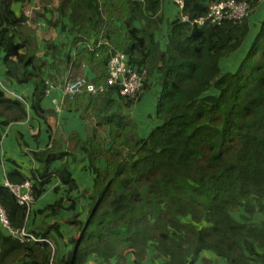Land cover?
Masks as SVG:
<instances>
[{"label":"trees","instance_id":"1","mask_svg":"<svg viewBox=\"0 0 264 264\" xmlns=\"http://www.w3.org/2000/svg\"><path fill=\"white\" fill-rule=\"evenodd\" d=\"M26 1L0 0V52L9 77L34 85L32 108L46 118L45 62L28 49V19L14 9ZM59 1L60 18L75 32L74 45L94 47L79 50L75 59L68 56V63L88 66L99 86L112 55L125 53L148 77L137 100L121 97L117 88L65 99L63 110L82 111L95 122L87 141H79L78 134L71 138L87 153L94 174L86 219L76 213L71 194L78 186L67 163L55 173L68 187L67 197L33 213H47L51 223L62 212H73L64 221L72 235L56 220L33 231L26 209L1 188L0 204L11 225L29 227L39 240L21 244L0 229V264H113L128 255L133 264H143L149 247L165 264H213L206 254L216 264H264V19L239 66L228 71L222 62L252 37L250 18L260 17L262 0H235L250 5L240 24L203 27L192 22L224 0H184L182 13L190 22H182L178 11L164 43L158 40L165 24L163 0ZM46 49V56L58 52L50 42ZM150 93L157 98L154 125L141 138L130 112ZM0 118V127L27 118L22 102L1 90ZM52 152L36 155L44 165L37 175L46 178L35 189L37 201L49 181L47 171L67 156ZM25 181L19 173L9 175L11 183ZM62 242L68 247L63 256Z\"/></svg>","mask_w":264,"mask_h":264},{"label":"crops","instance_id":"2","mask_svg":"<svg viewBox=\"0 0 264 264\" xmlns=\"http://www.w3.org/2000/svg\"><path fill=\"white\" fill-rule=\"evenodd\" d=\"M59 5V0H28L25 3L14 5L17 15L24 14L28 19L27 24H25L28 27V31L27 35H24L25 38H29L28 49L34 51L35 56L45 62V80L57 79L58 82L57 87L51 91L50 95L45 96L42 101V109L46 111V118L38 117L32 108L34 103V85L32 83L18 84L15 79L9 77L3 64L5 54L3 51L0 52V90L3 89L12 100L22 102L27 113L26 119L6 127H0V185L4 184L6 180L9 181L11 173H19L26 180L32 179L38 183L46 181V178L37 175L44 172V165L41 160L39 161L36 158V155H42L47 151H53L52 154L56 157L67 155L63 159L53 162L47 171L50 175L49 181L45 185L43 195L36 201L34 209L35 211H44L48 205L56 202L57 197L64 199L67 197L68 187L64 186L55 175L62 165L67 163L69 172L78 186V190L71 194L72 199L77 202L76 213L80 214L81 219L84 220L91 203L89 195L93 189L94 174L87 153L80 148H76L71 143V138L74 134H78L80 137L79 141H87L95 128V122L86 118L85 113L82 111L68 112L63 110L62 106L65 97L62 85L65 80H74L77 77H84L94 82L96 74L88 66H80L74 60H69L68 63V56L75 59L78 51L87 44L78 43L76 46L74 45L75 32L67 19L60 18L57 11ZM263 6L264 0L261 1L258 12ZM163 10L165 24L159 34L160 37L168 34V23L174 20L175 17L177 18L179 13L170 0H163ZM263 19L264 12L262 10L257 24H253L254 16L250 18L252 29L254 30L252 31V37L246 41L239 53L237 52L234 56L222 61L228 71H234L239 66V61L248 51ZM91 40L89 42H92ZM47 42L52 43L58 49V52L49 51L46 56ZM162 48H165L163 44ZM29 50H23L21 53L26 54ZM148 100L152 101L151 104H147ZM23 101H26L27 105ZM156 101L157 98L152 93L143 98L140 104L145 103V105L143 106L144 108L141 107L140 109H142L144 115L146 113L152 114L151 116L154 119ZM131 116L137 121V116ZM3 120V118H0V122ZM152 128V126L147 128L148 133ZM138 133L140 134V128ZM33 174H36V176H33ZM37 185L39 186V184ZM84 193L87 195L85 198L82 197ZM47 215V213H40L34 216L33 213L29 221V227L32 226V230L38 232L42 223L52 224L56 220L59 225H62L65 220L72 217L73 212L64 211L51 223V219ZM65 232L67 231L65 230ZM72 233L73 231H71V235ZM66 252V250L62 251L60 247L61 256L65 255ZM157 257L158 253L156 251H149V256H147L143 264H148L149 260H153L149 264H165L164 261ZM203 257L208 261L211 260L213 264L219 262L215 261L210 254H206ZM128 262L133 264V255H128L125 260H121L119 263L114 260L113 264H126ZM89 264L96 263L91 262Z\"/></svg>","mask_w":264,"mask_h":264},{"label":"built area","instance_id":"3","mask_svg":"<svg viewBox=\"0 0 264 264\" xmlns=\"http://www.w3.org/2000/svg\"><path fill=\"white\" fill-rule=\"evenodd\" d=\"M170 1L180 12L182 22H190L188 16L182 13L184 0ZM249 11L250 5L246 1L237 2L235 0H224L211 4L207 16L193 21L192 25H197L198 27H203L208 24L216 26L221 25L225 21L240 24L247 17ZM83 47L94 48L92 43L84 45ZM130 62L131 57L129 55L119 52L115 53L108 63V77L104 84L97 86L86 78L66 80L62 85L64 97L74 100L81 95L98 96L105 94L112 88H117L121 97L137 100L147 81L148 71L144 67H135L131 65ZM57 82L58 81L53 79L46 80V96L50 95L51 91L57 87ZM35 187V183L32 180H27L19 184H13L6 180L4 184L0 185V189L6 188L11 191L18 205L26 209V223L31 218L37 201L35 198ZM0 229L15 242L21 244L38 242V240L29 233L26 227L16 229L11 225L8 214L1 204Z\"/></svg>","mask_w":264,"mask_h":264},{"label":"rangeland","instance_id":"4","mask_svg":"<svg viewBox=\"0 0 264 264\" xmlns=\"http://www.w3.org/2000/svg\"><path fill=\"white\" fill-rule=\"evenodd\" d=\"M263 12H264V6H263V8L261 9ZM261 10L259 11V13L261 12ZM260 15H261V13H260ZM259 19V17L258 16H256L255 18H254V20H253V24H257V20ZM158 40L160 41V42H163L164 43V41L166 40V34L165 35H162V37H158ZM151 100H148V102H147V104H151ZM145 105V103H143L142 105L140 104V105H138V106H135L134 107V109H132L131 110V114L132 115H135V116H137V123L139 124V128H140V134H141V138H145V137H147V135H148V131H147V128L148 127H151V124H153V117L150 115V114H148V113H146L145 115L143 114V112H142V109H140L141 107H143ZM144 108V107H143ZM146 118H147V122H146ZM105 138L108 140L109 139V136L107 135V133H105ZM62 227L67 231L66 233L68 234V235H71V232L69 231V229L65 226V224L64 223H62ZM71 229V228H70ZM56 247V245L54 244V248ZM59 247H61L62 248V251H67L68 250V247H67V244H66V242H62L60 245H59ZM148 250L149 251H154L153 250V247H149L148 248ZM149 251H148V256H149ZM152 262L153 260H149L148 261V264H149V262ZM126 264H131V262H128V263H126Z\"/></svg>","mask_w":264,"mask_h":264},{"label":"clouds","instance_id":"5","mask_svg":"<svg viewBox=\"0 0 264 264\" xmlns=\"http://www.w3.org/2000/svg\"><path fill=\"white\" fill-rule=\"evenodd\" d=\"M82 43V42H81ZM84 44H87V43H84ZM89 44V43H88ZM83 48H85V47H83ZM91 49V48H90ZM77 78H84V77H77ZM76 78V79H77ZM53 80H56L57 81V79H53ZM67 80H71V79H67ZM75 80V79H74ZM88 80V79H87ZM66 81V80H65ZM90 81V80H89ZM45 82H46V80H45ZM92 82V81H91ZM94 83V82H93ZM46 86V85H45ZM1 91H3L4 93H5V91L3 90V89H1ZM6 94V93H5ZM7 96V95H6ZM45 96H46V90H45ZM99 96V95H98ZM7 97H9V96H7ZM9 98H11V97H9ZM12 99V98H11ZM65 99H66V97H65ZM24 102V104L25 103H27L26 101H23ZM27 105V104H26ZM25 106V105H24ZM27 180H32V179H27ZM26 180V181H27ZM34 183H35V189H37V187H38V182L37 181H35V180H32ZM37 183V184H36ZM17 184H19V183H17ZM31 219V218H30ZM30 219H29V221H30ZM29 221H28V225H29ZM27 229H29V227L27 228ZM29 231V230H28ZM35 237V236H34ZM35 239H37L36 237H35ZM37 240H39V239H37ZM31 243V242H30ZM32 243H35V242H32Z\"/></svg>","mask_w":264,"mask_h":264}]
</instances>
